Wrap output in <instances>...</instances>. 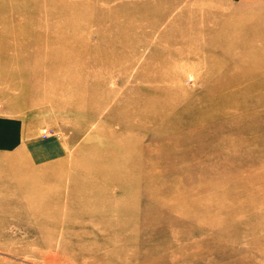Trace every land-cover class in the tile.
<instances>
[{"label":"rangeland","instance_id":"374dc122","mask_svg":"<svg viewBox=\"0 0 264 264\" xmlns=\"http://www.w3.org/2000/svg\"><path fill=\"white\" fill-rule=\"evenodd\" d=\"M15 29L0 264H264V2L0 0Z\"/></svg>","mask_w":264,"mask_h":264},{"label":"bare ground","instance_id":"6f19581e","mask_svg":"<svg viewBox=\"0 0 264 264\" xmlns=\"http://www.w3.org/2000/svg\"><path fill=\"white\" fill-rule=\"evenodd\" d=\"M41 5L40 4H36L35 6H32V8H33V10H34V12L33 13H37V11H39L41 8ZM60 9V7L59 8H51V10H50V12H52V11H57V10H59ZM18 16H20V14L18 15H15V14H7V15H4V18H3V20H2V22H3V24H5V23H7V22H15V21H18L19 20V17ZM242 16V15H241ZM236 19V18H235ZM31 20H33V19H31ZM30 20V21H31ZM237 20V19H236ZM35 22V21H34ZM72 22H74V21H72ZM71 22V23H72ZM241 22V21H240ZM68 23V22H67ZM21 30L20 29H15V30H12L11 32H10V34H5V33H0V38L2 39V40H7L8 39V37H11V38H13V39H16L17 38V36L19 35V34H21ZM26 40L25 41H23V43H19L17 46L19 47V46H26V45H36V46H38V45H41L42 43H45V42H52V41H59V44H60V48L63 50V49H68V53L69 54H71V55H68L67 57H68V59H67V61L68 60H70V59H74L75 57H77V58H79L80 57V55H79V53L78 52H72V51H69V48H73V47H80V51H86V49H88V50H91L90 49V46H89V44H84V43H76V42H81L83 39H84V37H82V36H79L78 34H75V33H72V34H67V36H65V35H63V36H60V35H57L56 33H54L53 31L52 32H49V31H38L37 33H30V34H28L27 36H26ZM73 40V41H72ZM76 41V42H75ZM72 42H75V43H73L72 44ZM77 44V45H76ZM16 46V47H17ZM5 53V52H4ZM70 56V57H69ZM238 59H241L240 57L238 58ZM65 62V61H64ZM48 68H50L49 66H47ZM232 72V71H231ZM164 74L163 73H160L159 75H157V76H155L154 75V77L153 78H155V79H157L159 76H160V78H162L163 79V76ZM250 75V72H248V70L243 74H241V76H239V75H237L238 76V79H240V78H246V76H249ZM146 78V77H145ZM120 79V78H119ZM121 80H122V78H121ZM235 81V80H234ZM233 80H231V82H234ZM259 103H263V102H259ZM258 103V104H259ZM234 106H236L235 104H233ZM260 105V104H259ZM261 106V105H260ZM194 111V110H193ZM184 114V113H183ZM194 114H195V112H194ZM262 114V113H261ZM198 117V116H197ZM163 118V117H162ZM185 119V118H184ZM198 119V118H197ZM183 120V119H182ZM190 120V119H189ZM167 160V159H166ZM263 185V184H262ZM205 188V187H204ZM262 190V189H261ZM122 225H123V223H122ZM123 228H124V226H123ZM125 229V228H124ZM235 230V229H234ZM257 235V234H256ZM121 239H123V241H124V238H125V236H124V233H122L121 234ZM242 242V241H241ZM248 248V247H247ZM231 254V253H230ZM246 254V253H245ZM241 256V255H240Z\"/></svg>","mask_w":264,"mask_h":264},{"label":"crops","instance_id":"0c3cea01","mask_svg":"<svg viewBox=\"0 0 264 264\" xmlns=\"http://www.w3.org/2000/svg\"><path fill=\"white\" fill-rule=\"evenodd\" d=\"M224 1H227V2H229V1H232V2H240V3H259V2H264V0H224Z\"/></svg>","mask_w":264,"mask_h":264}]
</instances>
